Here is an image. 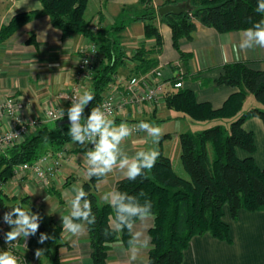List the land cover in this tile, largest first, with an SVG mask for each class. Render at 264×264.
I'll return each instance as SVG.
<instances>
[{"label":"trees","instance_id":"1","mask_svg":"<svg viewBox=\"0 0 264 264\" xmlns=\"http://www.w3.org/2000/svg\"><path fill=\"white\" fill-rule=\"evenodd\" d=\"M38 1L53 26L64 36L78 34L92 43L97 40L96 32L90 29L91 21L85 17L88 0ZM138 1L145 11L139 19L148 22L145 26L146 36H155L157 45H161L157 28L152 24L159 18L161 24L170 28L173 47L181 56L183 53L179 50L178 42L180 39L191 40L200 27L224 34L243 31L264 19V13L258 14L256 11L257 0H190L191 10L178 16L168 14L161 18L151 6L152 0ZM183 1L169 0L163 6ZM31 18V14L23 13L12 17L0 30V39L11 37ZM116 38L102 43L95 42L98 62L92 76L88 78L87 88L93 93L94 99L89 109L81 113L79 123L82 126L87 121L90 109L99 105L113 84L117 69L124 61V55L118 49L119 38ZM127 58L139 62L140 73L137 75L145 74L153 68L152 62L142 59L140 53ZM214 83L236 90L219 108L198 101L189 89L181 87L171 93L164 92L165 107L183 117L196 122L230 121L226 125L220 123L196 133L179 135L180 163L188 178L175 173L170 160L162 155L159 142V157L151 170H146L135 180L124 177L115 183V192L126 194L125 202H129L128 197H131L132 203L146 206L148 215L152 218L154 216L153 226L148 232L152 248L148 252L147 264H181L184 250L194 236L210 234L214 238L229 241V228L223 221L224 208L228 209L232 218H236L240 210L264 211V169L259 168L252 157L255 151L253 134L243 129V124L250 118L260 119L264 126V71L254 70L245 63L228 64L221 69ZM249 94L263 109L252 108L238 115ZM124 117H117L114 121L116 124L122 121L135 123ZM65 120L68 117L46 122L0 153V211L17 216L13 207L20 205L29 209L31 215L38 214L39 228L35 235H29L30 242L38 243L41 233L46 235L47 225L42 213L29 205V197L18 201L10 198L2 187L13 178L14 168L21 164H32L48 155L56 160L58 154L65 150L68 158L73 151L83 154V147L73 142L68 135L71 124L58 126V123ZM49 122H55V126L49 128L46 125ZM161 138H169V135ZM103 178L93 176L81 184L86 193L81 198V204L84 199L90 200L92 216L95 217L92 224L77 221L86 225L92 264H106L109 245L118 240L128 247L132 242L131 226L139 220L136 219L123 231L116 229L118 221L115 206L100 205L95 193L97 183ZM111 222L115 226H111ZM51 264H59L57 258L53 257Z\"/></svg>","mask_w":264,"mask_h":264},{"label":"crops","instance_id":"2","mask_svg":"<svg viewBox=\"0 0 264 264\" xmlns=\"http://www.w3.org/2000/svg\"><path fill=\"white\" fill-rule=\"evenodd\" d=\"M167 1L169 0H152L151 6L157 12ZM144 12V7L138 0H88L85 17L91 21V26H98L96 41L102 43L111 38H119L118 49L124 55V61L117 69L113 84L121 83L119 76L122 74L127 77L140 73L139 62L127 58L140 53L142 59L153 64L151 70L142 74L146 75L153 69L161 70L166 84L165 92H174L176 88L173 85L178 81L182 84V89L193 91L198 101L208 102L213 108H219L236 91L214 83L225 65L245 63L254 70L264 71V48L254 42L252 48H241L247 41L243 31L222 34L211 28L200 27L191 40L180 39L178 42L179 50L183 53L181 56L173 47L170 28L161 24L159 18L152 24L157 28L161 45H157L155 36H146L145 26L148 22L139 19ZM21 13L31 14L32 18L8 39H0V101L7 97L23 98L27 103L22 112L23 117H40L45 110L56 104L55 97L58 93L70 90L81 57L80 52L92 44V41L78 34L64 36L53 26L38 0H0V30L12 17ZM234 49L238 51V58ZM175 73H179L176 79L173 78ZM84 82L86 87L89 86L87 81ZM113 84L104 96L113 95L112 90H116ZM123 86L122 84L119 88ZM243 108L244 105L242 110ZM173 112L161 103L157 106L145 104L138 114L146 117L141 118L142 121L149 117L158 118L162 122L169 121L170 127L162 128L161 131V137L169 135V138L159 140L162 155L170 160L173 167L176 165L183 170L179 135L193 132L188 129L186 117ZM131 116L132 109L128 108L124 118ZM229 122L224 120L206 123L204 129ZM201 127L203 125L198 129L195 127L193 131L198 132ZM243 129L253 134L255 151L252 157L257 166L264 169L262 121L258 118L247 119ZM139 137H127L121 142L119 158L127 157L131 161L136 153L147 152ZM258 147L262 150L259 151ZM240 154L244 156L243 153ZM70 160L72 163L68 162L62 170V179H55L47 190L54 196L48 204V211L55 215L48 221L46 231L51 239H46L42 244L35 241L30 243L27 254L31 264H42L43 261L51 264L53 257L57 258L59 264H92L86 225H83L85 232L80 236H72L62 229L61 216H70L74 197L81 189L82 182L89 180V166L86 161H82L81 154L73 151ZM125 174V170L120 169L117 164L111 173L97 183L95 193L100 205H111L112 196L116 193L115 183L126 177ZM61 181H64V185ZM105 194H108L107 200L102 198ZM37 209L41 213L45 211L42 207ZM223 213V221L229 228V241L214 238L210 234L194 236L184 250L181 264H264V211L240 210L236 218L231 217L228 209ZM111 226H115L114 222H111ZM152 226L153 218L149 215L135 222L130 230L131 244L124 247L120 240L110 244L106 264H147L151 249L148 232ZM4 229H7L6 233L10 231V228ZM21 238L23 237L19 239ZM145 245L147 248L143 247ZM37 249L44 250L39 258L35 256Z\"/></svg>","mask_w":264,"mask_h":264},{"label":"clouds","instance_id":"3","mask_svg":"<svg viewBox=\"0 0 264 264\" xmlns=\"http://www.w3.org/2000/svg\"><path fill=\"white\" fill-rule=\"evenodd\" d=\"M256 11L258 14L264 13V2L262 0H257ZM262 25H264V19L254 23L252 27L243 30L247 41L241 45V48H252L253 42L255 45L264 48V26ZM234 52L238 58V51L234 49ZM93 99V93L86 90L78 97V102H75L68 111V119L71 121L68 135L72 141L83 144L85 138H87L88 142L93 144V149L86 153V162L89 166L87 169L88 178L91 179L93 176L104 177L108 173H111L117 164L120 169L125 170L128 180H135L137 177L142 176L146 170H151L159 157V152L155 149L149 152H138L131 161L127 157L119 158V145L131 135L128 123L122 121L116 124L114 120L106 119L101 107L90 109V114L84 126L79 123L85 106L89 105ZM59 112L60 118L63 119V109H60ZM138 127L154 137L156 144L159 143L161 129L158 126H152L150 122L140 121ZM85 196L86 193L82 188L78 190L75 199L72 201L70 216H61L62 229L72 236H80L85 232L83 224L77 221H86L88 224H92L95 220V217L92 216L91 201L84 199L81 204V198ZM125 197L126 194L115 193L112 196L110 205L115 206L116 219L118 221L116 229L119 231L128 228L136 219H143L149 214L146 206L132 203L131 197H128L129 202H125ZM102 198L107 200L108 194H105ZM13 212L18 218L15 221L8 222L10 224L15 223L17 227L5 234L4 239L6 244L18 240L21 236L26 239L29 235H35L39 228V224L37 223L38 214L31 215L29 209H24L20 205L14 206ZM90 216H92V219H89ZM5 219H8L7 215ZM46 239H51V237L41 233L38 243L42 244ZM143 247L147 248L146 245ZM137 250L139 251V249ZM43 251V249H37L35 256L39 258L43 254ZM0 264H19V262L17 257L11 252L2 251L0 252Z\"/></svg>","mask_w":264,"mask_h":264},{"label":"built area","instance_id":"4","mask_svg":"<svg viewBox=\"0 0 264 264\" xmlns=\"http://www.w3.org/2000/svg\"><path fill=\"white\" fill-rule=\"evenodd\" d=\"M90 29L92 32H96L98 26H91ZM80 53L81 57L78 62L76 77L78 79L77 81L82 84L86 79L92 76V72L98 62V49L97 46L92 43L84 47ZM178 77L179 73L173 75L174 79ZM119 82L121 81L119 80ZM113 85L115 86L116 84ZM165 85L162 71L153 69L146 75L143 74L132 77L128 81L126 97L121 95V93V96L118 98L114 97L112 94L106 95L97 107H101L108 120H114L118 116L124 117L129 107H132L136 111L137 107L135 109V106H141L142 104H157L158 97L162 96L165 92ZM131 87H136L139 90L134 92L130 89ZM173 87L181 88L182 84L177 81L174 83ZM115 91L112 90V93ZM79 96L81 95L77 92L71 91L67 95L60 96V99L71 108L75 102H78ZM26 107L27 103L23 98L7 97L3 101H0V153L7 147L21 141L28 133L41 127L46 122L60 121L68 117V112H63V119H61L60 109L50 108L45 110L43 117L26 118L22 115ZM126 123H128L131 129V135L129 137L136 136L140 133V128L136 123ZM79 144L83 147V156L87 160L86 153L93 149V144L88 142L87 138H85L83 144ZM68 160L69 158L66 156V150L60 152L56 160H52L50 155L44 156L32 164H21L15 167L13 170V178H16L19 183L34 179L41 188L47 189L52 185V182L61 175L63 163H67ZM4 237L5 233L0 229V251L11 252L17 257L19 264H31L27 254L31 243L30 236L26 239L23 237L10 244L5 243Z\"/></svg>","mask_w":264,"mask_h":264},{"label":"rangeland","instance_id":"5","mask_svg":"<svg viewBox=\"0 0 264 264\" xmlns=\"http://www.w3.org/2000/svg\"><path fill=\"white\" fill-rule=\"evenodd\" d=\"M93 44L96 45L95 43H93ZM77 67H78V64L76 66V72H75V75H74L75 76L74 77V83H73L72 87L70 88V90L68 92H65L64 91V92L58 93L56 95V97H55L56 104L53 105V106H51L50 108L63 109V112H68L69 109H70V107H69L68 104H66L63 100L60 99V96L67 95L71 91L77 92L79 95H82L87 90V87H89L88 85H87V87L85 86V84H84L85 82H83L82 84H80V82L77 81L78 80L77 77H76L77 76ZM119 75H121V74H119ZM136 76H139V75H136ZM136 76L130 75V76H127L126 77V75H124V74H122L121 76H119L120 77L119 79L121 80V84L120 85L123 84L124 86L120 89L119 88L120 85L119 86H116L115 85L116 86V91L113 93L114 97H117L118 98L121 95H123L124 97H126L127 96V90L126 89H127L128 81L132 77H136ZM85 81L88 82V79L85 80ZM130 89L132 91H134V92H136V91L139 90L136 87L135 88L134 87H131ZM120 93H121V95H120ZM163 101H164V94H162V96H159L158 97V99H157V102L158 103L155 104V106L160 105L161 103H164ZM143 105H145V104H142L141 106L138 105V106H135V107L133 106V107L135 109L137 107L136 111L140 112V109H141V107ZM255 106L257 108L263 109L262 106H260L254 100V98L249 94L248 97L246 98V101H245V104H244V108L242 110L243 111L242 113H244L245 111L247 112L248 110L252 109ZM136 111L132 108V116L129 117L128 119L129 120H133L137 124V126H138L139 122L142 121L140 119L141 118L143 119V118H146V117L145 116H142V114L141 115L138 114V112H136ZM173 113H176V112L174 111ZM126 114H127V112H126ZM139 116H141V117H139ZM186 119L188 121V129H190L191 132H193V133H196L195 131H193V129L195 127L198 129V127L200 125H203V127H201L199 129V131H201V130H204V125L206 123H211V122H196V121H193V120H191V119H189L187 117H186ZM143 121L152 123V126H158L161 129V131H162V128L168 129L170 127L168 125V122L169 121L162 122V121H159L158 118L156 119V118H153V117H151V118L149 117V118H147L146 120H143ZM214 122L216 123L217 121H213L212 123H214ZM190 123H192V124H190ZM47 125H48L49 128H53L55 126V122H49V123H47ZM137 136H140L139 139L141 141H143V145L142 146L145 145V147L147 149V152H149V151H151L153 149L158 150V146L154 142V137H152L151 135H149L147 131L140 129V133L139 134H137L136 136H131L130 138H134V137H137ZM131 144H133V143H131ZM258 150L261 151L262 148L258 147ZM161 153H162V150H161ZM81 158H82V161L83 162L86 161V158L83 156V154H81ZM69 160H70V156H69ZM69 160H68V162L71 161V160L70 161ZM68 162L67 163H63L62 170H63L64 166L68 164ZM70 163H72V162H70ZM174 171L180 177H183L185 179L188 178L187 175L184 172H182L183 170H180V168L178 166H176V165H174ZM58 178L62 179L61 178V175H59ZM108 180H109V178H108ZM63 183H64V181H61V184H63ZM2 188H3V191L10 198H16L18 201H20V200L23 199V197H29V199H28L29 200V205H32L35 208L42 207L43 210H45V211H42V215L43 216H46V218L43 217L44 222L46 223V225L48 224V221L49 220H52L53 219V217H54L55 214L54 213H50L49 214V211H48L49 205L48 204L50 203L51 200L54 199V196L52 197L47 192V190L41 188V186H39V184L37 182H35L34 179L33 180L32 179H29L28 181H26L24 183H19L16 178H12L5 185H3ZM224 210H227V208H224ZM5 216H6V214H4L2 211H0V229L6 234L5 231L7 229L5 230L4 229L5 227L6 228H10V231H12L13 229H15L17 227V225L15 223H11L10 224L8 221H15V220H17L18 217L17 216H13V215L12 216L7 215L8 219L6 220L5 219ZM150 242H151V240H150ZM122 245L124 246L123 243H122ZM124 247H126V246H124ZM151 248H152V245H151ZM42 264H48V263L46 261H43Z\"/></svg>","mask_w":264,"mask_h":264},{"label":"water","instance_id":"6","mask_svg":"<svg viewBox=\"0 0 264 264\" xmlns=\"http://www.w3.org/2000/svg\"><path fill=\"white\" fill-rule=\"evenodd\" d=\"M189 10H191L190 0H185V1L181 2V3L172 4V5H165L163 7H160L157 10V15L160 18L165 16V15H168V14H172V15H177L178 16V15H181L184 12L189 11ZM90 103H89V105L85 106V108H84L85 110L89 109ZM68 124H71V121L69 119L65 120V121H61L60 123H58V126L68 125Z\"/></svg>","mask_w":264,"mask_h":264}]
</instances>
